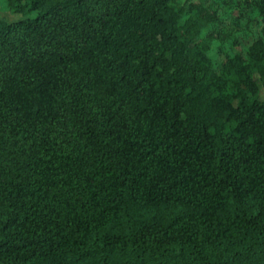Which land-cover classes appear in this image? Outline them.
Segmentation results:
<instances>
[{
    "label": "trees",
    "instance_id": "1",
    "mask_svg": "<svg viewBox=\"0 0 264 264\" xmlns=\"http://www.w3.org/2000/svg\"><path fill=\"white\" fill-rule=\"evenodd\" d=\"M0 264H264V0H5Z\"/></svg>",
    "mask_w": 264,
    "mask_h": 264
},
{
    "label": "rangeland",
    "instance_id": "2",
    "mask_svg": "<svg viewBox=\"0 0 264 264\" xmlns=\"http://www.w3.org/2000/svg\"><path fill=\"white\" fill-rule=\"evenodd\" d=\"M4 3H5V0H0V15L2 17H4L7 21H14L21 17L19 14H12L5 8H2Z\"/></svg>",
    "mask_w": 264,
    "mask_h": 264
}]
</instances>
